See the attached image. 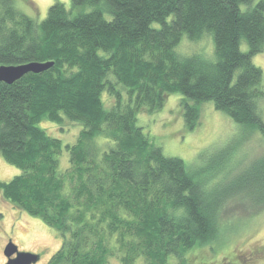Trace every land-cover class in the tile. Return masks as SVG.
Listing matches in <instances>:
<instances>
[{"label": "trees", "instance_id": "16d2710c", "mask_svg": "<svg viewBox=\"0 0 264 264\" xmlns=\"http://www.w3.org/2000/svg\"><path fill=\"white\" fill-rule=\"evenodd\" d=\"M206 38L211 61L181 50ZM263 50V0H71L41 22L0 0V66L53 62L0 82V156L20 171L0 181V201L55 231L60 247L46 264H191L223 238L226 200L264 205V157L221 187L231 149L193 170L137 123L177 95L187 131L211 103L244 136L264 139L252 63ZM66 122L80 127L71 143L45 126Z\"/></svg>", "mask_w": 264, "mask_h": 264}, {"label": "rangeland", "instance_id": "374dc122", "mask_svg": "<svg viewBox=\"0 0 264 264\" xmlns=\"http://www.w3.org/2000/svg\"><path fill=\"white\" fill-rule=\"evenodd\" d=\"M55 2L68 8L71 0H13V6L33 21L41 22ZM195 47L197 50L185 56L201 55L213 60L211 39L206 38L201 43H184L181 50L191 51ZM241 49L246 50V44ZM252 63L262 71L264 90V50L252 57ZM179 98L177 95L168 97L161 108L151 112L143 110L137 115L138 125L143 127L148 139L160 147L166 156L180 158L196 170L198 166L218 161V156L226 152L225 150L236 149L233 153L229 150L227 157H224V166L230 172L227 175L219 174L222 178L217 177L216 181L221 187L236 173H241L243 168L263 159L264 139L255 134L244 136V129L217 112L211 103L201 106L197 125L193 130L187 131L178 106ZM260 104L264 121V98ZM45 126L63 142L70 143L75 140L80 129L79 125L68 122L61 128L48 124ZM213 156H217V159H210ZM228 157H232L230 161H227ZM65 165L63 159L61 166ZM19 173L17 168L8 165L0 156V181H9ZM257 206L258 203L239 196L226 200L218 218L223 228V238L212 245L216 254H209L208 249L195 251L192 256L189 255L191 264H230L229 258L226 259L223 254L217 255L222 247V250L225 247L230 249L237 261L233 262L235 264H264V205ZM9 240L16 244L18 250L39 255L40 259L36 264H46L60 247V238L54 230L39 219L0 201V264H4L3 249ZM199 254L206 258L194 263Z\"/></svg>", "mask_w": 264, "mask_h": 264}, {"label": "water", "instance_id": "95a60500", "mask_svg": "<svg viewBox=\"0 0 264 264\" xmlns=\"http://www.w3.org/2000/svg\"><path fill=\"white\" fill-rule=\"evenodd\" d=\"M53 66V62H29L21 65H1L0 82L12 84L28 73L38 74L48 70ZM6 258L4 264H36L39 255L18 250L12 241H8L3 249Z\"/></svg>", "mask_w": 264, "mask_h": 264}, {"label": "flooded vegetation", "instance_id": "af4514ba", "mask_svg": "<svg viewBox=\"0 0 264 264\" xmlns=\"http://www.w3.org/2000/svg\"><path fill=\"white\" fill-rule=\"evenodd\" d=\"M6 262V258H5V261H4V263Z\"/></svg>", "mask_w": 264, "mask_h": 264}]
</instances>
